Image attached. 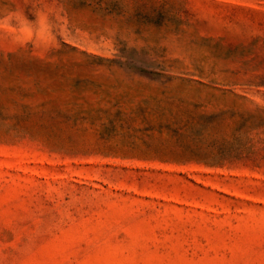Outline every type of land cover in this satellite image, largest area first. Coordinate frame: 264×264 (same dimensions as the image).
Returning a JSON list of instances; mask_svg holds the SVG:
<instances>
[{
  "label": "rangeland",
  "instance_id": "1",
  "mask_svg": "<svg viewBox=\"0 0 264 264\" xmlns=\"http://www.w3.org/2000/svg\"><path fill=\"white\" fill-rule=\"evenodd\" d=\"M0 264H264V0H0Z\"/></svg>",
  "mask_w": 264,
  "mask_h": 264
}]
</instances>
